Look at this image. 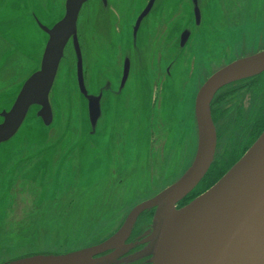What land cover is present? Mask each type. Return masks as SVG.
I'll return each mask as SVG.
<instances>
[{"label":"rangeland","instance_id":"1","mask_svg":"<svg viewBox=\"0 0 264 264\" xmlns=\"http://www.w3.org/2000/svg\"><path fill=\"white\" fill-rule=\"evenodd\" d=\"M149 1H87L49 107L31 106L0 143V264L63 256L114 235L134 206L191 166L199 143L195 97L208 73L264 50V0H228L227 10L223 0H200L199 29L193 0H154L137 26ZM66 6L0 0V124L40 69L47 29ZM206 45L211 55L204 57ZM125 59L130 73L122 86ZM247 80L217 91L216 160L182 206L208 190L264 129V71ZM235 92L237 103L226 108ZM138 222L150 235L152 210ZM147 250L153 256L152 245Z\"/></svg>","mask_w":264,"mask_h":264},{"label":"water","instance_id":"2","mask_svg":"<svg viewBox=\"0 0 264 264\" xmlns=\"http://www.w3.org/2000/svg\"><path fill=\"white\" fill-rule=\"evenodd\" d=\"M89 0H67L64 16L47 29L40 69L24 83L12 108L0 124V143L22 125L34 104L49 107V93L70 38L76 33L78 15ZM150 0L137 26L149 13ZM197 21L200 10L195 1ZM264 70V50L232 61L212 74L202 85L195 101L199 130L196 156L185 174L154 198L136 205L122 229L111 239L63 256L37 255L8 264H84L86 254L95 255L122 242L138 215L157 207L148 237L153 247L152 264H259L264 254V131L242 158L208 190L186 205L177 203L199 183L208 171L216 148V128L211 100L221 86ZM130 73L125 60L121 84ZM48 122V121H47ZM111 256L101 260L104 264Z\"/></svg>","mask_w":264,"mask_h":264},{"label":"flooded vegetation","instance_id":"3","mask_svg":"<svg viewBox=\"0 0 264 264\" xmlns=\"http://www.w3.org/2000/svg\"><path fill=\"white\" fill-rule=\"evenodd\" d=\"M195 1L197 2V5L199 7V10H200V20L197 21V17H196V12H195ZM202 1V0H201ZM227 1L228 0H223V5L222 7L224 9L227 10ZM150 2V1H149ZM148 2V3H149ZM193 4H194V8H193V12H194V19H195V26L199 29L201 28L205 21V16H204V9L201 5V2L200 0H193ZM147 6V5H146ZM144 10V9H143ZM142 13V12H141ZM140 13V14H141ZM139 14V16H140ZM213 15V14H212ZM138 16V18H139ZM138 18H137V21H138ZM223 22V23H221ZM137 23V22H136ZM220 23L222 24V26H224L225 22L224 21H221L220 20ZM228 23V22H227ZM226 23V24H227ZM229 25H231V22L229 21ZM226 31H225V28H224V36H222V38L220 40H225L226 38V35H225ZM196 46L198 47V43L196 44ZM210 47H208V45L205 46V49L203 51V54H204V57L206 56H210L211 54H208V51H210L211 49H209ZM197 51H200V49L197 48ZM199 53V52H197ZM251 55V54H250ZM246 56H249V55H246ZM245 57V56H243ZM242 58V57H240ZM239 59V58H237ZM126 60V59H125ZM130 61V59H129ZM234 61V60H233ZM232 62V61H231ZM230 62V63H231ZM125 63V61H124ZM229 64V63H227ZM227 64H224L223 66L219 67L218 69L214 70V71H211L208 73V75L206 76V79L205 81L202 83V85L206 82V80L212 75L214 74L216 71H218L219 69L223 68L224 66H226ZM123 70H124V67H123ZM264 71V70H263ZM262 71V72H263ZM260 72V73H262ZM259 74V73H257ZM257 74H254V75H251V76H248V77H244V78H240V79H237V80H234V81H231L227 84H232L234 82H237V83H234L232 84V87L234 85H238V83L240 81H245L247 82L249 79V77H253V76H256ZM123 76V74H122ZM122 81V80H121ZM259 81L258 79L257 80H253V83L252 84H257ZM225 84V86L227 85ZM122 85V84H121ZM202 85L199 87L198 91L200 90V88L202 87ZM124 86V85H123ZM224 86V85H223ZM221 86L220 88L217 89V91L223 87ZM234 88V87H233ZM246 89V88H245ZM245 89H242L241 91H244ZM197 91V93H198ZM215 92L213 97H212V100H211V115H212V119H213V122H214V125H215V128H216V148H215V153H214V157H213V160H212V163L210 165V167L212 166V164L214 163V161L216 160V156H217V152H218V146H219V137H218V126H217V122H216V118H217V113H216V104L219 103L220 101V98L222 99V93H220L219 95H216V93L218 92ZM238 93L235 92V93H230V96L232 99V101L230 103H228L226 105V108H230V107H234V105L237 103L238 99H235V96H237ZM197 96V94H196ZM195 101H196V97H195ZM245 106H246V103H245ZM247 107V106H246ZM235 109V108H234ZM255 123V122H254ZM252 123V126L253 124ZM250 126V125H249ZM264 131V129H262L261 133L254 139V141L242 152V154L228 167L225 169V172L214 182L216 183L229 169H231L233 167V165L238 162L242 156L248 151V149L252 146V144L258 139V137L262 134V132ZM209 167V169H210ZM208 169V170H209ZM208 172V171H207ZM206 172V173H207ZM213 183V184H214ZM211 187V186H210ZM193 190V189H192ZM202 194V193H201ZM200 195V194H199ZM140 204V203H139ZM182 199L177 203V207L180 208L182 207ZM138 205V204H137ZM135 207V206H134ZM133 207V208H134ZM133 208L129 211V213L125 216V219L123 220L122 223L119 224L118 226V229L117 231L115 232L114 235H111L107 238H105L104 240L98 242V243H95V244H92V245H89V246H86L84 248H81L80 250L82 249H86V248H89V247H92V246H95V245H98V244H101L109 239H111L113 236H115L121 229L122 227L124 226L125 222L127 221V218L129 217L131 211L133 210ZM148 210H152V223H151V227L153 225V221H154V217H155V214H156V210H157V207L154 206V207H150V208H147L146 210L142 211L138 217L136 218V220L134 221L130 231L128 232L127 236L125 237V239L120 242V243H117L113 248H110V249H107L105 250L104 252L102 253H97L95 255H90L89 258H85V262L84 264H99L101 262V260H103L104 258H108L111 256V259H108L109 261H107L106 263L104 264H152V259H153V256L150 255L149 251L147 250L149 245H151V241L148 239V235L149 233L145 234V230L143 229L145 226L144 224H140L139 225V218L140 216L145 212V211H148ZM151 233V232H150ZM79 250V249H78Z\"/></svg>","mask_w":264,"mask_h":264},{"label":"bare ground","instance_id":"4","mask_svg":"<svg viewBox=\"0 0 264 264\" xmlns=\"http://www.w3.org/2000/svg\"><path fill=\"white\" fill-rule=\"evenodd\" d=\"M90 254H86V256L84 258H89ZM259 264H264V254L262 256V259H260V263Z\"/></svg>","mask_w":264,"mask_h":264}]
</instances>
